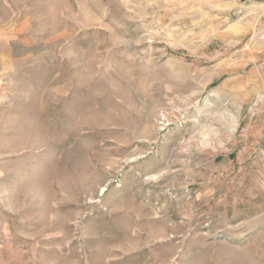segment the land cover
I'll return each instance as SVG.
<instances>
[{
	"label": "rangeland",
	"instance_id": "374dc122",
	"mask_svg": "<svg viewBox=\"0 0 264 264\" xmlns=\"http://www.w3.org/2000/svg\"><path fill=\"white\" fill-rule=\"evenodd\" d=\"M0 264H264V3L0 0Z\"/></svg>",
	"mask_w": 264,
	"mask_h": 264
},
{
	"label": "built area",
	"instance_id": "2783aa9c",
	"mask_svg": "<svg viewBox=\"0 0 264 264\" xmlns=\"http://www.w3.org/2000/svg\"><path fill=\"white\" fill-rule=\"evenodd\" d=\"M258 1H261L262 3H264V0H258Z\"/></svg>",
	"mask_w": 264,
	"mask_h": 264
}]
</instances>
